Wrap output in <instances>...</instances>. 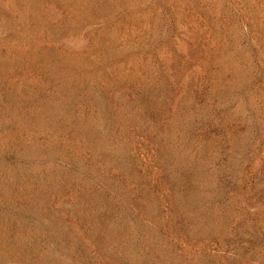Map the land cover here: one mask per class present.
<instances>
[{
    "label": "rangeland",
    "instance_id": "obj_1",
    "mask_svg": "<svg viewBox=\"0 0 264 264\" xmlns=\"http://www.w3.org/2000/svg\"><path fill=\"white\" fill-rule=\"evenodd\" d=\"M0 264H264V0H0Z\"/></svg>",
    "mask_w": 264,
    "mask_h": 264
}]
</instances>
